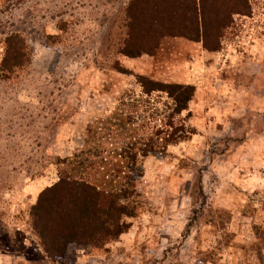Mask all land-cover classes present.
Wrapping results in <instances>:
<instances>
[{
    "label": "rangeland",
    "instance_id": "obj_1",
    "mask_svg": "<svg viewBox=\"0 0 264 264\" xmlns=\"http://www.w3.org/2000/svg\"><path fill=\"white\" fill-rule=\"evenodd\" d=\"M134 1L0 0V63L11 35L31 53L0 80V264H264V0H241L220 50L167 35L131 56ZM141 75L196 87L178 118L194 133L142 159L122 232L53 257L32 209L88 126L141 96Z\"/></svg>",
    "mask_w": 264,
    "mask_h": 264
},
{
    "label": "trees",
    "instance_id": "obj_2",
    "mask_svg": "<svg viewBox=\"0 0 264 264\" xmlns=\"http://www.w3.org/2000/svg\"><path fill=\"white\" fill-rule=\"evenodd\" d=\"M246 12L241 0H135L124 52H153L167 35L203 41L217 51L234 15ZM30 60L25 39L9 36L0 80L12 78ZM137 78L141 96L123 98L88 126L82 146L57 160L59 180L41 192L32 209L34 227L53 257L63 256L71 244L100 245L112 240L115 230L122 232L124 218L139 213L142 159L162 155L194 133L178 119L189 111L194 85Z\"/></svg>",
    "mask_w": 264,
    "mask_h": 264
}]
</instances>
